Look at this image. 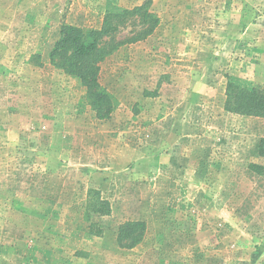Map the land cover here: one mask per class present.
<instances>
[{
	"label": "rangeland",
	"instance_id": "rangeland-1",
	"mask_svg": "<svg viewBox=\"0 0 264 264\" xmlns=\"http://www.w3.org/2000/svg\"><path fill=\"white\" fill-rule=\"evenodd\" d=\"M145 1L0 0V264H264V118L223 110L228 78L264 89V0H149L154 33L100 64L106 119L49 61L62 24Z\"/></svg>",
	"mask_w": 264,
	"mask_h": 264
},
{
	"label": "trees",
	"instance_id": "trees-1",
	"mask_svg": "<svg viewBox=\"0 0 264 264\" xmlns=\"http://www.w3.org/2000/svg\"><path fill=\"white\" fill-rule=\"evenodd\" d=\"M149 7L150 1L146 0L132 9L108 11L99 29H82L66 24L60 27L59 38L50 51L49 61L52 66L74 77L85 88L86 101L100 120L108 118L114 109L111 96L99 83L100 64L121 46L143 41L154 33L159 19L149 11ZM127 23L138 29L129 37L116 40L118 32ZM223 110L240 116L264 118V89L248 88L228 78ZM259 154L264 156V138L260 140ZM250 167L254 172L263 175L261 166L252 164ZM94 197L96 200L88 202L91 214L98 218L110 215V203L102 199L98 191L93 192ZM85 220L88 222L90 235H102L101 228L88 214L85 215ZM146 228L144 221L123 223L117 233L119 246L134 247L143 238Z\"/></svg>",
	"mask_w": 264,
	"mask_h": 264
}]
</instances>
